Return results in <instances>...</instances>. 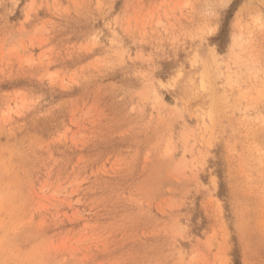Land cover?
Returning a JSON list of instances; mask_svg holds the SVG:
<instances>
[{
  "label": "rangeland",
  "instance_id": "obj_1",
  "mask_svg": "<svg viewBox=\"0 0 264 264\" xmlns=\"http://www.w3.org/2000/svg\"><path fill=\"white\" fill-rule=\"evenodd\" d=\"M0 264H264V0H0Z\"/></svg>",
  "mask_w": 264,
  "mask_h": 264
}]
</instances>
